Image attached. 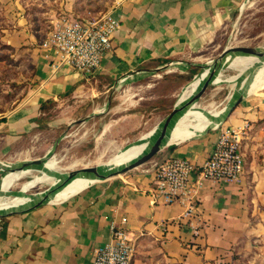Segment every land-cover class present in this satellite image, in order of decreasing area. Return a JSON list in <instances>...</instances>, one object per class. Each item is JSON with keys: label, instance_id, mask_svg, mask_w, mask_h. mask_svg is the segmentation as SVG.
<instances>
[{"label": "crops", "instance_id": "obj_1", "mask_svg": "<svg viewBox=\"0 0 264 264\" xmlns=\"http://www.w3.org/2000/svg\"><path fill=\"white\" fill-rule=\"evenodd\" d=\"M255 1L262 0H121L111 9L120 23L112 48L91 74L67 64L54 69V50L41 46L46 36L35 38L33 25L25 18L16 24L18 31L9 40L32 45L27 49L34 64V81L24 97L0 116V159L18 152L21 141L47 118L48 109L61 103L89 102L93 107L100 95L107 104L121 86L156 72L194 76L202 68L204 51L218 45L240 9L245 13ZM236 59H228L225 67H233L230 63ZM167 63L170 66L160 69ZM244 74L240 71L235 77L239 82L233 92L212 97L203 107L196 105L202 96L195 102L193 106L202 112L197 119L209 120L204 130L195 127L186 138L167 139L141 166L95 178L65 197L4 215L0 219V264H92L95 250L109 240L111 222L120 224L122 217L134 240L130 264H262L264 87L244 92L240 86L248 73ZM214 81L219 80L215 77ZM239 95L242 98L233 105ZM222 128L244 130L240 143L244 166L238 180H204L196 209L189 215H184L177 202H152L148 190L156 165L170 156L201 164ZM140 141L133 145H144ZM197 177V173L192 176L193 180Z\"/></svg>", "mask_w": 264, "mask_h": 264}, {"label": "rangeland", "instance_id": "obj_2", "mask_svg": "<svg viewBox=\"0 0 264 264\" xmlns=\"http://www.w3.org/2000/svg\"><path fill=\"white\" fill-rule=\"evenodd\" d=\"M120 1L0 0V116L24 97L34 81V64L27 49L32 45L9 40L18 31L16 24L29 19L33 25L30 27L34 31L33 36L38 39L42 38L43 33L45 37L53 28V22L61 16H96L111 10ZM220 37L218 45L209 46L204 51L201 64L216 57L226 45L264 48V0L255 1L245 13L240 9L237 18ZM241 57L246 60L250 56ZM242 68L243 65L223 66L216 76L220 78L219 81L207 87L196 105L203 107L212 97L219 98L227 91L233 92L239 82L235 77ZM202 70L203 67L194 76L187 73L179 75L176 71L150 74L131 85L118 88L107 104L99 95L93 107L89 102L66 101L57 108L48 109L47 118L32 136L21 141L18 152L0 159V168L41 161L27 166L31 169L30 173L18 177L7 189H1L2 194L40 193L52 186L50 181L34 180V176L59 178L81 167L107 166L110 158L138 143L142 135L150 132L164 118L182 91ZM92 113L94 115L86 118ZM50 159L55 160V168L44 174L41 172L42 162ZM45 165L43 168L47 170ZM3 176L0 171V177Z\"/></svg>", "mask_w": 264, "mask_h": 264}, {"label": "built area", "instance_id": "obj_3", "mask_svg": "<svg viewBox=\"0 0 264 264\" xmlns=\"http://www.w3.org/2000/svg\"><path fill=\"white\" fill-rule=\"evenodd\" d=\"M112 10L96 16H61L42 40L43 48L53 49L52 67L67 64L77 72L93 73L106 52L112 48V37L119 27ZM244 130L222 128L210 155L199 165L184 157L170 156L154 169L153 186L148 190L152 202L162 199L177 202L189 215L196 209V200L204 180L233 182L243 172L244 160L240 143ZM198 177L193 180V174ZM126 217L120 224L111 222L108 242L95 250L92 264H130L134 240L125 228ZM1 230V223H0Z\"/></svg>", "mask_w": 264, "mask_h": 264}, {"label": "bare ground", "instance_id": "obj_4", "mask_svg": "<svg viewBox=\"0 0 264 264\" xmlns=\"http://www.w3.org/2000/svg\"><path fill=\"white\" fill-rule=\"evenodd\" d=\"M241 56H250V57L246 58V60H243V57ZM228 59L229 60L236 59L232 61L230 65H232L233 67H237V66L241 67L243 65L241 71L245 72V74L248 73V76L244 80H242L240 86L243 87L242 90L244 92L256 91L264 87V57L263 56L260 57L257 55H232L228 57ZM229 60L225 61L226 65H228ZM206 72L207 70L203 71L200 75H197V77L194 78L193 83L184 89V93L182 94L183 98L189 96L194 90H196V88L199 86L200 81L206 75ZM218 78L219 77H216L217 80H219ZM200 112L201 110L197 106H192L186 111V114L183 117H180L178 119L177 122H176L177 119L176 118L174 121V123L176 122L175 125L173 123L169 131L168 140L170 138H171L170 140L183 138V137L186 138L191 135L190 134L192 133L191 130H193V128L195 127H199L204 130L208 125L209 120L205 121V120L197 119L199 116H201ZM193 118H195L194 122H193ZM196 119L198 120V122ZM187 128H191V129H189L188 131ZM148 135H145L143 138L144 140L140 141L144 145H132L124 151L120 150L118 153H116V156L109 159L107 164L121 165L137 157L144 150L146 146V138L148 137ZM44 163L47 165V166L45 165L47 170L43 168ZM10 167H11L10 165L8 166L5 165L3 169L0 168L2 175L8 172H14V173H8L5 176L0 177V212H6L7 210L15 206L23 205L29 200V197L25 195L23 192L15 193L13 195H10V193L5 195L2 194L1 189L4 190L7 189L11 184L14 183V181L20 175L28 174L30 173L31 170L27 167L21 170H11ZM53 168H55V160L53 159L46 160L42 162L41 172L44 174H48L49 171ZM17 171H21V172H17ZM59 178L57 177L54 178L51 177L50 175L34 176V180H39V181L46 180V181H50L52 184L56 183ZM94 179H95L94 177L77 176L71 181H69L60 191L58 190L59 192L55 193L51 198L54 200L65 197L66 195H68V193L75 191L81 186L86 185L88 182L93 181ZM24 186L26 187L27 185L25 184Z\"/></svg>", "mask_w": 264, "mask_h": 264}, {"label": "water", "instance_id": "obj_5", "mask_svg": "<svg viewBox=\"0 0 264 264\" xmlns=\"http://www.w3.org/2000/svg\"><path fill=\"white\" fill-rule=\"evenodd\" d=\"M232 55H257L264 57V48L246 46V45H226L221 52L211 59L208 63L202 65L204 69H207L205 78L201 85L194 90L189 96L185 98L177 99L171 110L164 116V118L150 131L146 138V146L144 150L134 159L121 165H107V166H85L79 169L71 170L63 174L56 183H53L51 187L40 193H27L29 197L28 202L23 205L15 206L13 209L6 212H0V219L10 213L23 209L28 205H39L46 201H49L51 197L61 188H63L69 181L77 176L94 177L96 179L105 178L112 175L122 174L128 170L141 166L142 164L149 161L154 155H156L161 148L166 144L168 134L175 119L178 118L184 110L190 106L195 105V102L202 96L207 87L214 84L215 77L218 75V71L225 66V61ZM170 66L167 63L161 66L160 69H165ZM242 95L233 102L236 105L240 101ZM110 102V101H109ZM94 113L88 115L86 118L91 117ZM84 118V119H86ZM24 162L18 167L10 168L11 170H21L29 165L40 162Z\"/></svg>", "mask_w": 264, "mask_h": 264}, {"label": "trees", "instance_id": "obj_6", "mask_svg": "<svg viewBox=\"0 0 264 264\" xmlns=\"http://www.w3.org/2000/svg\"><path fill=\"white\" fill-rule=\"evenodd\" d=\"M191 71H193V70H191Z\"/></svg>", "mask_w": 264, "mask_h": 264}]
</instances>
